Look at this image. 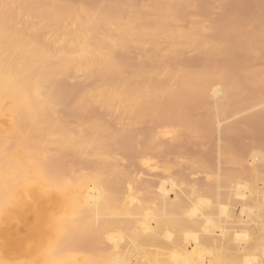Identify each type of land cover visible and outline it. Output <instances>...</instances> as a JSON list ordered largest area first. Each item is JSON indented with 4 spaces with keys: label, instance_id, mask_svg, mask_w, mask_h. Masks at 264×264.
<instances>
[{
    "label": "bare ground",
    "instance_id": "bare-ground-1",
    "mask_svg": "<svg viewBox=\"0 0 264 264\" xmlns=\"http://www.w3.org/2000/svg\"><path fill=\"white\" fill-rule=\"evenodd\" d=\"M80 1L0 0V264H154L158 255L161 264H264V192L250 191L264 184V169L252 166L264 167V152L224 146L219 158L237 170L210 187L212 202L195 185L171 196V172L154 183L123 170L114 151L134 148V161L148 167L162 139L203 144L234 96L263 104L264 74L253 70L264 53L232 75L215 61L221 42L209 37L264 26L198 21L192 10L202 0ZM190 49L195 65L172 63ZM74 79L96 88L69 96L67 109L63 83ZM98 105L117 126L94 114ZM71 158L81 167L62 172ZM223 188L232 203L219 202ZM164 227L172 233L162 242Z\"/></svg>",
    "mask_w": 264,
    "mask_h": 264
},
{
    "label": "rangeland",
    "instance_id": "rangeland-1",
    "mask_svg": "<svg viewBox=\"0 0 264 264\" xmlns=\"http://www.w3.org/2000/svg\"><path fill=\"white\" fill-rule=\"evenodd\" d=\"M74 1L77 2L80 0H73V2ZM84 1L85 0H81L80 2ZM224 1L226 4L223 8H221ZM255 1L259 0H202L197 3L196 7L193 9L194 11L192 10V16L198 21L206 24L212 23L213 25H216V22L220 21L221 24L219 23L217 25L219 27L223 25L222 28L228 27L229 25L236 26L238 24L247 23L251 26H255L254 23L257 24V22H255L256 20L258 21L257 26L259 25L260 27H263L264 3L262 1L260 2L262 5L255 6ZM215 17H217L218 20H216L217 18ZM184 23L183 24L186 26V22ZM43 29L46 28L43 27ZM234 30L235 28H233L232 31ZM44 31L47 32L49 29L47 28ZM249 31H245L244 34L247 33V35L243 34V36H237L231 31L228 32V34L215 31L212 32L209 37L221 42L222 47L220 50L222 52L215 58V61L226 66L232 75L255 62V58L258 53H264V28L263 31H257L256 29ZM251 31L255 33L253 36ZM121 55L124 58H127V56L131 57L132 51L127 50L125 54ZM197 62L198 58L195 52L191 49L178 55L172 61L173 64L184 63L188 66H193ZM253 72L260 76L264 74V57L260 61L259 68L254 69ZM63 86L64 90L62 91L61 100H66L64 104L67 109H69L71 105V100H68L69 96L76 97V93L82 90L93 92V89L96 88V85H84L75 79L70 83H63ZM246 88L250 92L260 91L261 85L257 82H247ZM219 95L222 96V94ZM246 100L247 95L234 96L231 108L227 112V115L225 117L217 115L215 117L216 119H214L212 123H209L208 127H212V129H208L207 125H205L206 129L212 131L209 133V138L201 145L196 144V141L194 142V140L183 143L181 140L174 139V142L170 144L169 140L162 139L160 141L158 140L160 142V150L150 154L148 167L138 166V163L134 161V148L114 150L116 151V157H118L117 162L126 172L130 174L141 173L142 177L153 181L154 183L160 180L161 177H165L168 172H171L174 175V185L169 188L171 196L178 194L180 191L190 190L192 187L197 186L195 188H199L202 193H207V196H210L212 202H214L216 199L215 193H212L210 187L229 173L235 174V170H237V166L227 163L219 158L218 153L224 150V146H228L233 149H241L245 151V156L248 157H250L253 153L264 152V103L261 104L254 102L247 106ZM93 112L96 116L105 117L110 127L117 126L118 123L115 120V113L107 112L100 105L96 106ZM61 117L67 120H72L69 112L62 113ZM226 124H229L227 132L218 131L219 127ZM159 127L160 126H154V133L157 132ZM143 129L144 127L137 132L139 137L144 135ZM138 147H141V145L137 146L136 149H138ZM64 153L65 152L63 150L53 153L51 154V159L64 155ZM66 155L69 157L71 153ZM188 159L195 160L196 162H186L185 164L183 160L187 161ZM198 161H201L204 164L203 168L199 167L197 164ZM63 165L64 168L62 169V172L69 171L67 169L70 168L78 169L81 167L79 162L72 158L70 160L68 159V161H66ZM252 166H256L261 170L264 169V167L257 166L256 164H252ZM209 171L211 174L207 177L206 173ZM246 178L245 182L247 183L244 182V184L248 185V189L250 190V185L254 183V178ZM223 184L224 183H222V186ZM233 184L234 182L229 185L232 186ZM257 184L258 185L256 186L252 185L250 191L256 193V191L260 188L258 191L263 193L264 184H262V182H258ZM228 188H223L221 190L222 196L219 199V202L232 203L231 200L223 198L228 193ZM246 192L249 191L246 190ZM110 195V198L106 201L109 204L113 202L111 200L112 193ZM237 206L241 205L238 204ZM262 211L264 212V210ZM27 212V216L31 214V210H28ZM190 224H192V222H190ZM27 225L28 224L26 223L25 227ZM186 225H188V223L185 224V226ZM185 226H182V228ZM159 231V238L162 242H165L166 236L172 233L167 227L161 228ZM123 233H125L126 236L131 235L130 231ZM137 259L138 258H136V260ZM163 259V255H158L154 264H161ZM19 263L36 264L37 258L29 257L26 261H20Z\"/></svg>",
    "mask_w": 264,
    "mask_h": 264
}]
</instances>
